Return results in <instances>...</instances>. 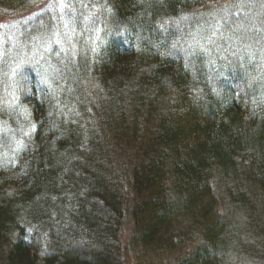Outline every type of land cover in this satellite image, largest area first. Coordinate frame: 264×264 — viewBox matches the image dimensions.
Masks as SVG:
<instances>
[{
    "label": "trees",
    "instance_id": "trees-1",
    "mask_svg": "<svg viewBox=\"0 0 264 264\" xmlns=\"http://www.w3.org/2000/svg\"><path fill=\"white\" fill-rule=\"evenodd\" d=\"M43 1L0 0V36ZM262 4L92 0L89 46L74 13L71 46L43 12L23 26L19 44L48 53L15 61L20 111L0 94V264H130L126 239L133 264H264V62L227 48L241 35L264 60Z\"/></svg>",
    "mask_w": 264,
    "mask_h": 264
},
{
    "label": "rangeland",
    "instance_id": "rangeland-1",
    "mask_svg": "<svg viewBox=\"0 0 264 264\" xmlns=\"http://www.w3.org/2000/svg\"><path fill=\"white\" fill-rule=\"evenodd\" d=\"M92 0H44L42 5H39V8L36 9L35 11L29 12V13H25L22 16H18L17 18H15V20L17 22H19V26H17L16 24L10 26L7 30H5L6 32H2L4 33L3 35L0 36V44H2L4 42V39L6 37H8L10 34H14L17 32V29L20 27V32L15 36L17 38V40H15L14 42L12 41V43L16 44L12 49L9 50L7 55H2V63L6 61L5 58H7V71H2L3 69H0V94H2V100L1 103L3 104V106L7 109H9L11 107L12 101H13V97H14V90H19V91H23V89H25V86L27 84L28 79V75L25 73H21V71L19 72V70H17L16 65H15V61H21L22 60V56H25L26 59H30L33 60L34 66L36 68H40L42 67L41 65V61L44 60L46 58V54L48 53V50H46V46L47 44L44 43V45H42L41 43H39L42 47L41 48H33V47H29L31 45H20V41L23 38V32L21 31L23 26L26 25H30L32 23L35 22L36 16L37 14L40 12H43L44 15H49V19L53 26L52 29H50L49 31L44 32V35L47 36L48 38H50L52 45H57L59 47H63L64 43L66 44L65 46L69 45H74V42L72 41H66L68 34L70 33L71 29L69 24L66 21V18L69 14L74 13L76 19H80L81 24L83 26V34L79 37L82 41L83 40V36L85 34V32H88L91 29V26L94 22V20L98 19V16L95 14H91L89 12V6L91 4ZM252 18L254 19V22H252L253 25V32H257L260 30L258 29L257 31H254L257 29L258 26H261V23L256 21L255 18L256 16H262L264 17V7L263 4L260 5L257 9L256 15L251 14ZM43 17V16H42ZM9 22V21H6ZM4 22V23H6ZM11 22H13L11 20ZM22 22V23H20ZM245 25V24H244ZM222 26V24H220V27ZM263 32H264V27H261ZM221 30V29H220ZM8 32V33H7ZM222 33L224 34H228L229 32H227L226 30L223 29L221 30ZM6 33V34H5ZM233 33H238L240 34L238 31H236L234 29ZM75 36V35H74ZM99 33L97 32V30H91L89 31L88 34V38H85V45H91L93 40H95L97 43L99 42V40L97 39L99 37ZM8 39H10L8 37ZM70 39V38H69ZM36 41H34V43H36ZM242 42H243V37L240 35V38L238 40L232 39L231 42L228 44V47L230 51H232L234 54L232 55L233 58H238L240 59L241 54L246 58L248 64H251L250 62L252 61L253 58H256L257 60L261 61L262 63L264 62V60L256 57L253 55L252 51L246 47V46H242ZM73 47V46H72ZM218 47L223 48V46H221V44L218 45ZM76 50V48H73ZM27 50V53L25 52ZM263 52V54L261 55L262 58H264V50H262L261 52H258V55L261 54ZM229 56H231L229 54V52H227V54L223 55L225 62L229 61ZM34 58V59H33ZM224 59H221L224 61ZM1 61V58H0ZM259 61H257L258 63H260ZM24 63V59L20 62V64ZM230 67H233V65L229 64ZM264 75V72H263ZM35 78L37 80L42 81L43 77L38 75H35ZM232 82H234V79H232ZM21 100L19 99V101H16L14 99L13 101V107H16L19 111L20 108L19 106L21 105ZM22 112V111H21ZM4 113H8V112H4ZM0 133L6 134L5 138H9V132H7V129L4 128L2 125H0ZM10 139V138H9ZM6 140V139H5ZM3 151H0V154H3ZM131 221H125V226H124V230L126 229V237L130 236V230L132 229V226L130 224ZM23 231H25V233H23V237L24 238H28V234H29V230L28 228L24 229ZM124 232V231H123ZM125 233V232H124ZM30 235V234H29ZM18 236H20V233L18 234ZM31 237V242L32 243H37V244H42L41 242L42 240V235L39 231H35L34 234L31 233L30 235ZM126 239V243H124V250H125V254L126 257L128 258V262L130 264L134 263V256L127 250L125 244H127V242H129V240ZM43 247H45L43 245ZM46 249V247H45ZM44 249V250H45ZM144 252V250H143ZM137 254V252H136ZM236 261L233 260L232 264H255L252 260L248 259V258H235ZM257 264H260L259 262H257Z\"/></svg>",
    "mask_w": 264,
    "mask_h": 264
}]
</instances>
